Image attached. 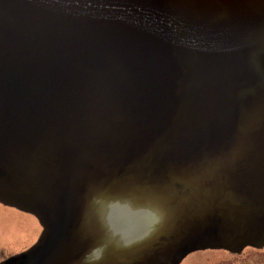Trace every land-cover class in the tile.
Segmentation results:
<instances>
[{
	"label": "water",
	"instance_id": "obj_1",
	"mask_svg": "<svg viewBox=\"0 0 264 264\" xmlns=\"http://www.w3.org/2000/svg\"><path fill=\"white\" fill-rule=\"evenodd\" d=\"M0 204V264L264 248V0H0Z\"/></svg>",
	"mask_w": 264,
	"mask_h": 264
},
{
	"label": "rangeland",
	"instance_id": "obj_2",
	"mask_svg": "<svg viewBox=\"0 0 264 264\" xmlns=\"http://www.w3.org/2000/svg\"><path fill=\"white\" fill-rule=\"evenodd\" d=\"M41 232L33 217L0 206V262L31 247Z\"/></svg>",
	"mask_w": 264,
	"mask_h": 264
},
{
	"label": "flooded vegetation",
	"instance_id": "obj_3",
	"mask_svg": "<svg viewBox=\"0 0 264 264\" xmlns=\"http://www.w3.org/2000/svg\"><path fill=\"white\" fill-rule=\"evenodd\" d=\"M180 264H264V248H247L241 253L203 250L189 254Z\"/></svg>",
	"mask_w": 264,
	"mask_h": 264
}]
</instances>
